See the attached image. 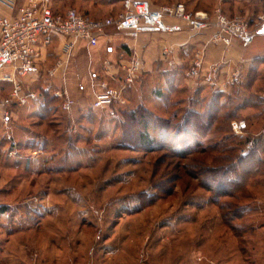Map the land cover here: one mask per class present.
<instances>
[{
  "label": "rangeland",
  "instance_id": "374dc122",
  "mask_svg": "<svg viewBox=\"0 0 264 264\" xmlns=\"http://www.w3.org/2000/svg\"><path fill=\"white\" fill-rule=\"evenodd\" d=\"M94 1L95 14L86 13L93 19L116 16L122 11L120 5L113 11L110 8L106 11L104 6L108 0ZM72 9L86 12L76 6ZM102 48L104 51L105 47ZM117 49L121 53L122 47L117 46ZM85 52L87 55L85 60L80 61L83 64L80 68L86 69L89 84L77 83L75 94L69 92L74 103L75 100L85 101V105L71 108L69 112L62 109L64 113L58 112L59 115L50 113L45 124L34 127L41 139L44 136L54 139L53 143L60 146L58 150L52 149V153L54 150L59 152L70 135L82 133L83 140L92 142L88 145L91 147L89 151L86 150L88 155L82 168L61 173L32 174L30 171L34 166L29 161V169L25 170V161L30 159L31 154L19 148L10 150L9 137L17 131L15 127L18 124L4 120L0 109V205L10 207L9 213L0 216V224L6 225L5 228L10 225L11 229L9 232L3 230L0 251L6 249L3 240L8 239L9 234L17 233V238L22 237L28 243L26 246L11 247L20 258L18 264H264V179L261 178L260 187H252L256 181L254 178L247 184L243 196L249 198L240 201L221 199L227 206L240 203L252 209L259 208L261 212L254 217L247 216L242 223H234L239 232L248 231L239 240L224 224L219 208L211 203V194L188 175L191 172V175L200 176V169L196 171L194 168L202 163L203 156L194 155L179 160L165 150L152 152L140 149L135 142L137 132H141V127L138 129L137 126L134 127L136 134H133L134 149L118 148L119 139L112 140L109 133L99 136L98 125L93 126L87 119L81 118L91 112L97 117L96 121L109 115L108 107L102 108L103 111H92L88 105H93L96 96L103 91L102 82L112 81L115 87L120 84L117 79H108L106 75L108 68L105 69V66L108 64L104 65V62L109 59L106 53L92 56L88 48ZM129 56L137 55L130 53ZM80 62L72 58L67 72L74 76L79 74ZM163 72L164 69L145 70L144 67L143 73L125 92V99L128 100L131 95H149L158 87H163L164 83L159 79V73ZM184 84L169 86L167 95L169 101H173L171 103H178L192 95ZM49 88L54 91L66 89L55 83L49 84ZM183 88L185 93H182ZM0 90L5 96L8 85L0 84ZM231 94L234 93H227ZM232 95L234 103L246 99L260 105L258 110L241 111L237 119L248 121L249 130L261 134L264 129L263 96L256 89L249 92L240 90ZM59 102L61 105L62 101ZM162 112L158 114L163 115ZM253 113L261 116L258 123L252 118ZM59 121L62 124L56 123ZM48 123H51L50 127ZM26 124L31 125V122ZM83 124L91 130V134L80 132L78 126ZM151 134L157 139L154 146H170L171 139H160L152 130ZM59 137L63 138L61 143H57L56 138ZM189 143L193 145L194 141ZM85 144L83 141L78 145L82 148L86 147ZM171 147L175 149L181 145ZM16 161H21L22 166L15 165ZM56 165L51 164L50 167L56 169ZM50 167L45 169L49 171ZM158 183H162L161 191L154 188ZM141 194H147L145 200H149L150 195H156L158 200L140 208L138 200ZM257 196L259 202L252 201Z\"/></svg>",
  "mask_w": 264,
  "mask_h": 264
},
{
  "label": "trees",
  "instance_id": "16d2710c",
  "mask_svg": "<svg viewBox=\"0 0 264 264\" xmlns=\"http://www.w3.org/2000/svg\"><path fill=\"white\" fill-rule=\"evenodd\" d=\"M68 9L71 8L58 10L52 5L54 14L64 13ZM82 14L87 15L86 13ZM250 26L252 28L251 24ZM141 73H143V70ZM161 74L166 78L162 82L164 83L163 87L153 90L150 95L160 99L164 116L140 104L132 107L127 101L124 105L112 104L108 107L109 115L102 116L97 121V117L91 115L92 112L88 116L82 115L81 118L87 119L93 126L98 125L99 136L102 133H109L108 135H111L112 140L113 138L119 139L121 143L117 145L118 148L134 149L136 142V147L140 149L146 148L147 151L165 150L179 160H184L194 155L203 156L202 163L195 165L194 168L196 171L200 169L201 177L199 175H191L192 173L190 172V174L189 171L188 175L199 182L200 188L211 194L210 201L219 208L224 224L233 232L235 237L242 240L244 234L248 231L239 232L234 223H242L249 215L254 217L260 214L259 208L252 209L249 205L240 203H230L227 206L226 203H222L221 199L229 198L234 201H240L241 199L249 198L247 195L243 196V192H245L247 184L253 181V178L256 181H254V184L252 183V187H260L262 184L261 178L264 179V129L261 134L254 135V132L249 130L248 121H245L246 127L243 129L242 135L236 134L232 128L233 121H240L237 118L241 111L247 109L258 110L260 105L251 103L250 100L246 99H240V102L234 103L231 97L232 94L227 95L225 92L214 89L204 93L201 88L193 92L187 99H183L178 103H171L173 101H169L167 90H169V86L176 84L174 81L176 74L171 71H164ZM255 78L256 73L252 72L243 83L233 87L231 91L234 93L233 95L235 96L240 90L251 91ZM32 89L39 93V98L36 101H31L25 106L15 103L11 107V113L15 110L23 109L26 111L31 110L32 114L28 119L21 118L19 123H15V120L12 121V116L9 118L8 123L14 122V124H18V126L14 125L17 131L9 137L11 142L10 150L19 148L18 150L21 149L31 154L30 159L25 161V170L28 171L27 165L31 161L34 168L29 171L32 174L36 172L38 174H44V172L61 173L82 168L86 163L84 159L88 155L87 151L91 148L88 145L92 142L85 138L83 140L81 137L82 133L76 136L70 135L64 141L66 142L65 146L57 152L60 146L53 143L54 139L50 140L45 136L41 139L40 133H36L34 127H38L39 124H45L50 113L56 112L58 114V112H61L63 114L64 111L62 110V104L60 105V100L54 95V90L50 89L47 83L44 84V82L40 81L37 84H33ZM12 90L13 85H8V92L5 96L1 95L2 92L0 90V99L8 97ZM182 90V93L186 92V89L183 88ZM184 104L185 106H183ZM176 107L177 109H174ZM90 110L96 111L93 108H90ZM252 118L257 123L261 120L259 113H253ZM23 120L24 122H22ZM27 122H31V125L26 124ZM48 124V127H50L51 123ZM84 126V124L78 126L80 132L91 134V130ZM135 126L138 129L141 127V132H137L138 139L136 140L135 138L134 142ZM151 130L160 139L168 141L171 139L170 146H154L157 139L153 137ZM59 135L60 133H58ZM60 139L63 138H56L57 143H61ZM191 140L194 141L193 145L189 143ZM250 140L254 141V147L246 154H242L243 145ZM16 141H18L17 145ZM83 141L86 143V147L81 148L78 144ZM1 144L0 149H2ZM171 145H181V147L172 149ZM52 149L57 150L52 153ZM238 152L241 153L238 154ZM49 154H52L50 155L51 157H49ZM51 164H57L56 169H52L50 167ZM15 165L22 166L21 161H16ZM47 167H50L49 171L45 169ZM15 168L12 169L15 170ZM161 187H163L162 183L154 185L155 190L158 191H161ZM146 196L147 194L139 196L140 208H146L158 200V197H155L156 195H150L149 200L144 199ZM253 199L252 201L259 202L258 196ZM234 208L236 209L232 212ZM9 211V206L0 205V216L6 215Z\"/></svg>",
  "mask_w": 264,
  "mask_h": 264
},
{
  "label": "built area",
  "instance_id": "2783aa9c",
  "mask_svg": "<svg viewBox=\"0 0 264 264\" xmlns=\"http://www.w3.org/2000/svg\"><path fill=\"white\" fill-rule=\"evenodd\" d=\"M18 1L0 0V5L12 13L16 12L13 16L0 18V72L9 70L4 80L13 85L8 97L0 99L2 117L6 121L11 117V107L15 103L25 106L39 98L38 91L32 89L33 84L45 77L50 81L58 69L64 66L66 61L62 59L51 69L45 66V52L52 46L55 37L65 39L63 51L69 57L80 43L97 48L101 37L112 28L137 39L142 34L178 33L184 27L197 33L214 27L216 31L211 41L227 48L234 41L249 47L258 33L245 18H230L220 8L211 14L190 13L182 3L154 7L150 0H121V13L97 20L72 8L54 14L53 0H25L22 6H19ZM163 56H170L169 49L163 50ZM202 63L198 58L188 70V77H197ZM143 68L144 62L137 56L122 62V78H117L121 85L115 87L112 81L102 82L103 91L96 96L93 108L102 109L114 103L126 104L125 92ZM212 72L216 76L218 69L215 67ZM55 95L61 99L62 109L69 112L74 101L67 90H59ZM245 127V121L232 122V128L238 135L243 134ZM253 147L254 141H248L243 154Z\"/></svg>",
  "mask_w": 264,
  "mask_h": 264
},
{
  "label": "crops",
  "instance_id": "0c3cea01",
  "mask_svg": "<svg viewBox=\"0 0 264 264\" xmlns=\"http://www.w3.org/2000/svg\"><path fill=\"white\" fill-rule=\"evenodd\" d=\"M108 1L109 2L104 6L106 11L109 8L113 11L115 7H118L119 5L122 7L120 0ZM150 1L154 7H159L164 4L182 3L190 13L206 12L211 14L216 8H220L223 13L230 17L245 18L252 25V28L257 31H259L264 25V0ZM24 2L25 0H19V6H22ZM95 5L96 2L94 0H53V6L58 10H64L76 6L79 10L85 9V13H88L91 16L95 14ZM15 14L16 12L12 13L0 5V18L10 17ZM215 31L216 29L214 27H210L197 33L184 27L183 31L178 33L142 34L137 39H132L127 33L120 32L116 29H110L101 37L97 48H90L85 43H80L69 57L68 54L63 51L65 39L62 37H55L52 46L45 52V66L47 69H51L55 67L57 61L60 59L66 62L64 66L58 69L56 75L50 81L46 82L47 79L45 77L35 84L42 81L44 84L47 83L49 87V84L55 83L56 85H59L60 88L61 86H65L67 92L74 95L77 83L78 85L84 83H87V85L89 84V81H86L88 79L86 69L80 68V66L83 65L80 61L82 59L85 60V56L87 55L85 49L88 48L92 51V53H89L92 56L101 55L103 53L108 55L109 59H106L107 61L104 62V65L106 63L108 64L105 66V69L108 68L106 75L107 77L109 76L108 79L110 78L111 80H116L122 75L120 65L122 62H126L132 57L129 56L131 53V55L135 54L143 59L145 70L164 69V71H171L176 74L174 78L175 83L178 85L187 83V85H184L191 94L199 88H201L204 93L213 89L229 93L233 90L235 85L243 83L252 72H255L256 78L253 82L252 90L256 89L264 98V35L257 33L254 43L249 47H243L238 41H234L232 45L227 48L211 41ZM117 46H120V48L122 47L121 53L118 52ZM102 47H105L104 51L102 50ZM166 48L169 49L170 56L165 58L163 56V50ZM72 58L78 59L80 62L78 68L81 69V71L76 76L72 75L70 71L67 72ZM198 58L203 61L202 67L198 70L197 77L190 78L187 75L188 70ZM215 67L218 69L216 76L212 75V69ZM7 73H9V70L0 72V84H8L10 86L12 83L4 80V76ZM159 79L162 81L166 80L165 76L161 73H159ZM60 90H63V88ZM56 92L57 90L54 91V95ZM55 97L61 101L56 95ZM127 101L132 107L140 104L157 114L163 110L160 99H157L150 94L147 95L144 93V95L140 94L137 97L131 95L126 102ZM82 105H85V101L75 100L72 109L75 107L78 108V106ZM88 108H93V105H88ZM95 110L103 111L101 108ZM31 114V110L26 111L21 109L13 111L11 116L13 120H15V123H19L21 118L28 119L31 117ZM57 123L62 124L60 121ZM253 134L257 135L256 133ZM4 226L6 225L0 224V240L3 230H7L8 232L11 230L9 229L10 225H8L7 228ZM9 235L8 239L3 240L6 249L4 252L0 251V264L20 263L19 256L11 247L14 248L17 245H28L26 240L22 237H16L18 235L17 233Z\"/></svg>",
  "mask_w": 264,
  "mask_h": 264
},
{
  "label": "water",
  "instance_id": "95a60500",
  "mask_svg": "<svg viewBox=\"0 0 264 264\" xmlns=\"http://www.w3.org/2000/svg\"><path fill=\"white\" fill-rule=\"evenodd\" d=\"M259 34L264 35V25L263 27L258 31Z\"/></svg>",
  "mask_w": 264,
  "mask_h": 264
}]
</instances>
